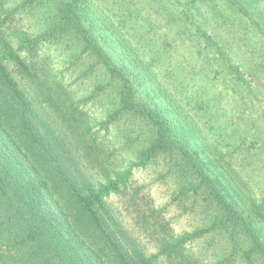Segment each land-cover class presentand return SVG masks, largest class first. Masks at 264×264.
<instances>
[{"label":"trees","instance_id":"1","mask_svg":"<svg viewBox=\"0 0 264 264\" xmlns=\"http://www.w3.org/2000/svg\"><path fill=\"white\" fill-rule=\"evenodd\" d=\"M91 1L0 0V264H264V196L255 203L231 180L224 154L206 150L197 125L205 112L181 107L177 72L196 81V70L168 68L180 41L231 101L253 98L254 84L264 85V63L253 64L264 57V40L254 39L264 36L259 10L248 0H161L164 11L174 3L167 16L179 39L164 36L146 65L145 46L119 38ZM17 12L34 26L18 24ZM53 52L64 56L56 69ZM68 73L89 85L87 96L73 100ZM106 93V118L90 119L84 106ZM113 128L116 145L106 139ZM216 130L224 140L228 132ZM122 148L134 160L112 166L108 154ZM148 168L152 183H135ZM156 183L170 191L160 208L146 194ZM113 197L137 212L147 204L136 216L143 229L128 228ZM175 207L190 231L175 234L166 218Z\"/></svg>","mask_w":264,"mask_h":264},{"label":"rangeland","instance_id":"2","mask_svg":"<svg viewBox=\"0 0 264 264\" xmlns=\"http://www.w3.org/2000/svg\"><path fill=\"white\" fill-rule=\"evenodd\" d=\"M249 1L252 2L250 5L254 11H256V9L259 10L257 21L261 20L264 25V0H248L247 2ZM91 3L94 4L95 8L102 15L104 21L112 26V29H114L119 38L129 44L133 43L136 45L137 43L139 46L141 44L145 46L144 54L139 52V55L141 56L140 59L146 65H148L149 60L151 61V58L156 55L154 53L160 51L161 48L157 43H160L164 36H166L168 42H170L168 37L170 39H179L177 33H175L176 31L172 18L167 16L169 11L172 12V7L174 6L172 2L165 5V11L161 0H156L155 2L154 0H150V2H148V0H93ZM171 3L172 7L170 6ZM205 15L209 20V16L207 14ZM15 16L16 21L19 22L18 24L23 28L34 26L35 24V19L28 18L26 14L17 12ZM252 17L253 16L249 13L248 17L243 18L244 21L250 24L249 18L252 19ZM262 24L260 22V26L257 27V29L263 27ZM30 30L34 31L35 29L30 28ZM220 32L222 31L219 30L217 34ZM147 39H150L152 42L150 44L147 43ZM254 39L264 40L263 33H259ZM170 47L173 48V53L171 58H169L170 66L168 68L172 69L175 68V66L185 65L188 69L192 68L196 70L194 74L196 76V81H191L189 79L190 74L182 76L177 72V76L181 79L182 84L178 94L187 97V99L183 100L181 103V107L184 109V112H188L189 115L193 113L191 112L192 108L200 107L201 112H205V115H203L204 117L197 125L201 129V133L205 136H202L205 140V144L209 146L206 150L222 152L224 154L222 157L223 164L227 167L231 166L229 172H231V180H234L233 183L240 185L241 188L247 191L248 195H251L250 197L255 203H259L264 196V85L262 83L254 84L256 88L253 91L255 92L253 93V98L248 96L244 97V95H242V99H240L238 95L232 94L234 95V99L231 101L229 97L231 91L223 86L222 83H218L217 80L211 81L206 79L204 71H202L205 65H203L201 60L197 61L193 54H189V48L182 47L180 41L179 46L171 44ZM51 60L52 67L56 69L57 66L61 65L63 62L64 56L59 52H53ZM242 62L244 61L242 60ZM159 63L163 64V61L161 60ZM159 63L157 65H160ZM259 63H264V57L254 59L253 64ZM162 68L166 69L164 66H162ZM162 72L161 70L158 71L160 74ZM262 75L264 76V74L260 75L261 78ZM79 83L80 82L76 80L75 76H70L69 73L66 75L65 84L72 89L74 101L83 96H87L89 94L88 91H90L88 84L81 85ZM197 90L205 94L204 101H201V104H197L192 100V93H195ZM108 98L109 96L106 93L104 96L98 97L97 100L90 101V103L84 106L85 114H87L90 119L104 120L106 118L105 115L108 105L111 104ZM207 98H214L216 102L211 101L210 105H208L206 101ZM215 111L218 120H211L210 117L214 118ZM216 128L224 129L228 132L224 140L219 141L214 138L213 133L217 131ZM120 137V131L118 133L117 128H113L110 133L107 134L106 139L112 141V143L116 145ZM234 141L237 144L240 142L243 145L240 147L239 145L233 147ZM127 143L130 142L127 141ZM245 148L250 149H247V151L252 154V158L249 156H247L248 159L243 157L246 156L244 152ZM131 150L132 149L129 148L116 149V151L108 154L111 155L108 162L111 163L112 166L118 164L120 166L118 168L126 167L129 162L134 160V155ZM153 173L152 168L135 172V183L147 185L148 187L153 181ZM86 175L88 177H95V172L89 171ZM170 185L172 186V184ZM146 194L148 195L147 200L153 202L149 204L154 208L164 206L170 199V191H167L164 183L154 184L149 188ZM112 202L117 209H122L121 218L127 224L128 228L133 229V231L136 229L137 233L143 229L137 219V214H141L145 207H147L146 203H137L139 204L137 212L131 208H125L123 206L121 208V202L118 198L113 197ZM189 212L191 211L189 210ZM144 215H147V211ZM166 218L171 221L175 234L191 230L187 225L186 213H183L182 209H178L177 207L168 209ZM149 221L153 222L152 220ZM140 241L144 243L147 242L146 239H141Z\"/></svg>","mask_w":264,"mask_h":264}]
</instances>
